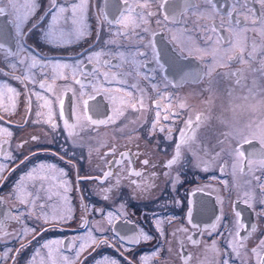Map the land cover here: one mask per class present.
Masks as SVG:
<instances>
[{
  "label": "snow or ice",
  "instance_id": "1",
  "mask_svg": "<svg viewBox=\"0 0 264 264\" xmlns=\"http://www.w3.org/2000/svg\"><path fill=\"white\" fill-rule=\"evenodd\" d=\"M48 2L49 7L44 9L40 0H0V64L3 65L0 67V112L4 113V115H0V124L4 121L5 115L13 114L10 111L16 107L13 101L21 94L8 80L3 79L4 77L24 85L26 111L29 113L32 111L33 96L38 101H44V105H38V107L48 105L54 107L58 103V116L63 119L64 130L73 140L76 139L75 128L83 127V124L70 123L69 119L64 118V99L59 96H56L55 99L46 98L41 92L35 90L36 85L45 92H54L53 86L48 83L49 80H70L68 90L74 97L77 96V93L79 94L77 98L80 101L81 111L85 114L91 112L96 116H105L104 119H94L92 115H85L84 124H115L118 119L125 116L127 110L142 112L154 106V119L150 125L149 135H155L158 130L161 133L169 134L165 137L166 139H172L171 133L173 132V127L169 126L167 122L172 121L175 124L181 115L180 112L171 110L172 96L167 92V89L174 84V81L169 78L170 76H179V83L190 79L206 78L209 83L207 91L212 92V85L215 81L214 74L222 75L232 80L235 87L247 88L248 94L241 99L244 101H248L250 98L256 99V89L248 87L245 83V71L264 73V59L260 60L261 66L258 69L236 68L219 74L216 73V70L217 68H229L232 64L247 65L256 59L258 51L264 57V44H261L258 49L257 42L253 40L249 50L246 35L249 31L255 32L259 28L258 34L264 37V0H255V3L260 5L259 15H257L256 9L248 6V0H232L223 11L217 0H102V3L97 0H73L70 4L60 3L59 0H48ZM93 8L98 27L103 28L106 25L109 30L110 39L104 42L105 46L116 44L115 37H119L135 41L132 50L120 51V46H118L117 50L112 52L102 48L100 51L88 53L85 59L77 60L74 63L57 61L51 63L52 73L49 75L44 71L49 66V62L42 59L28 45L29 35L36 31L42 43L56 48L79 43L91 35L88 18L92 14ZM193 16L196 17L195 20H192ZM48 17L50 19H47ZM217 17L220 18L219 25L214 22ZM153 18H156L157 25L162 23L171 25L168 29L167 43L164 46L159 45L156 39L157 33L149 27ZM201 20H212L213 23L202 24ZM190 23L192 24L191 28L188 27ZM194 32H198L204 37L200 43L193 40ZM218 32L222 34L217 35ZM97 36H99V32ZM168 45L171 47L169 48ZM102 56H112L113 59L118 60V63L113 65L112 60L104 59L100 64L99 58ZM205 57H210V63H204L203 67L200 65L191 67L190 64L183 63V61L192 59L203 62ZM94 59L98 66L94 65L91 70H86L87 65L92 64ZM38 66L42 73L39 80L33 71ZM113 67L117 71H112ZM101 68L105 70L101 71ZM122 68L125 70L120 71L119 69ZM157 78H159V84L154 82ZM144 82H147V85L142 87ZM252 83L255 85L256 82ZM160 84L164 85L163 90L160 88ZM30 85L32 87H29ZM153 92L156 94L155 98L151 95ZM97 95L102 96L112 105L111 115H105L106 105L102 101L96 100ZM229 95H231V91ZM260 95H264V92ZM85 96L87 99H84ZM6 100L8 103H5ZM89 101H95V103L90 104ZM149 101L150 103H148ZM257 103L264 105V99L258 100ZM179 108L186 109L187 105L181 102ZM35 115L37 119L32 123L47 124L52 132L60 127L59 123L53 119L54 114L51 108L47 119H40L42 116L40 111H36ZM206 119L200 113L196 114L194 119L189 115L182 121L184 127L177 129L178 139L174 141L173 152L164 164V168L167 170L164 175L170 178L169 182L173 191H178L177 185L183 183L181 169L188 161L189 154L192 156L190 162L194 163V166L199 167L204 164L203 160L195 163L201 152H204L203 147H197L196 129ZM79 120L80 117L77 116V121ZM0 133L8 138L13 135L8 128L2 126H0ZM221 136L223 139L217 141L220 151L214 153L215 157L228 155L232 160L233 177L237 172L241 176L248 177L243 183L234 179L233 187L237 190V199L253 210L258 203L262 207L257 214L264 216V120L253 121L243 130L222 132ZM31 141L39 145L40 137L33 135ZM8 142V140L0 142V156H4L7 160H15L16 157L11 152L5 151V145ZM27 143L28 141H24L16 147L22 149ZM244 145L250 146L247 153L244 150ZM106 147L107 151L101 155V160H104L106 164L120 163L106 159L108 155L115 157L116 145L112 144ZM41 152H48V149L38 147L37 151L24 156L19 162L20 165L30 162L32 157ZM53 154L57 155L58 153ZM204 154L207 155L206 152ZM127 155L128 153L125 152L120 153L121 159ZM60 158L63 159V156ZM131 163L128 161L129 165ZM141 163L149 165L150 161L144 159ZM4 170L5 165L0 163V180L6 179L3 177ZM203 170L208 171V168L204 167ZM173 171L175 176L172 175ZM220 171H224L223 165H220ZM57 173L59 175L56 176V179L60 181L64 193H57V195L67 203L66 193L70 190L66 179L67 174L53 163L41 162L34 165L12 185L8 198L14 199L24 211L4 213V220H0V239L13 236L20 243V247L15 249L11 256L9 253H12L13 250L7 249L0 259L10 258L13 264H17V257L27 247L23 243L27 235L32 234L35 239V235L38 234L36 226L29 228L27 225H24L18 232H8L6 231V222L16 221L19 223L28 218H34L37 225L44 231L48 230L43 227L44 225L58 226L67 223L69 218L67 215H62L58 211L52 213L47 211L51 207L48 202L52 200V195L49 193L46 183ZM128 175L140 177L142 173L130 170ZM152 175L154 176L155 173ZM109 177H115L114 182L103 186ZM77 179L100 181L101 186L95 194L105 201L112 199L113 192L118 191L121 184L120 173L111 171H104L102 176L96 177L78 175ZM131 184L137 188L140 187L135 179L131 180ZM223 184L228 187V181H224ZM200 190L197 189V191ZM6 202V198L0 196V204ZM173 202L180 204V200L174 199ZM217 202L221 206L223 205L222 198L218 197ZM192 204L193 201L188 200L186 205V219L191 228L199 232L201 236L211 237L214 233L222 235L220 229L227 227L223 224L225 219L223 208L221 207L220 214L215 216L214 222L204 225L201 230V225L194 222ZM82 207L87 211L88 205L82 204ZM124 207L123 204L120 205L121 209ZM69 211L71 210L69 209ZM92 211L101 213L108 227H101L98 222L95 226H89L85 234L74 237L67 243L64 240L46 241L35 250L27 264H35L36 258L40 256L42 250H47L46 259L50 261V264H57V260L53 258L54 252L60 256V264H83L79 258L84 252L88 249L95 252L105 246L116 248L123 258L124 264H148L150 259L153 264H161V253L164 251L171 253V248L164 249L158 244L148 255L125 256V252H132L134 246L143 242H149L156 238L166 239V233L162 226L164 220L155 218L153 230L157 233V237L139 225L133 229L125 228L122 234L116 232L114 223L120 219L119 215L113 212H108L105 215L102 208H93ZM241 215L240 211H234L233 229L227 233L229 239L226 252L221 253L217 247V241L212 240L210 247L220 255V259L216 260L215 264H230L232 256L237 259H240L241 256L247 257L241 261V264H264V238L259 239L255 246L249 249L247 242L256 233L257 226L253 224L250 232L241 236V231L245 229L244 223L240 220ZM173 220L174 217L166 218L169 225ZM130 223H132L130 220L125 221L126 225ZM109 231L117 238L118 244L111 243L112 237L105 235ZM180 231L188 233L189 229L184 227ZM172 235L175 236L176 233L173 232ZM187 239L193 246L200 243L191 235H188ZM208 247L209 245L205 244V249ZM62 248L68 249L74 255H63ZM225 255L229 258H223ZM176 259L180 261V264H190L192 257L191 254L181 252L176 256ZM167 260L168 257H164L163 264H167ZM42 264H44L43 261ZM94 264H121V260L115 257L101 256L95 260Z\"/></svg>",
  "mask_w": 264,
  "mask_h": 264
},
{
  "label": "flooded vegetation",
  "instance_id": "2",
  "mask_svg": "<svg viewBox=\"0 0 264 264\" xmlns=\"http://www.w3.org/2000/svg\"><path fill=\"white\" fill-rule=\"evenodd\" d=\"M59 2L70 4L73 0H59ZM97 2L102 3V0H97ZM217 2L223 11L232 0H217ZM40 3L44 9L49 7L48 0H40ZM248 6L256 9L257 15H259L260 5L255 3V0H248ZM94 13L95 9L93 8L92 14L88 18V23L91 26V35L79 43L56 48L42 43L36 31L29 35L28 45L42 59L49 62V66L44 70L49 75L52 73L51 63L57 61L74 63L77 60L85 59L88 53L100 51L102 48L105 51L112 52H115L118 46H120V51L128 52L132 50L135 41L119 37H115L116 44L106 47L104 42L110 39L108 27L106 25L103 28L98 27ZM47 19H50V17ZM195 19L196 17L193 16L192 20ZM214 22L219 25L220 18L217 17ZM200 23L210 25L213 21L201 20ZM149 27L157 33L156 39L159 45L164 46L167 43L168 29L171 25L163 23L157 25L156 18H153ZM188 27L191 28L192 24L190 23ZM98 32L99 36H97ZM258 33L259 28L255 32L249 31L246 34L249 50L253 40L257 42L258 49L261 44H264V37H261ZM220 34L222 33H217V35ZM203 39L204 37L198 32L193 33V40L196 43H200ZM168 47L170 48L171 45H168ZM104 59L112 60L113 65L118 63V60L113 59L112 56L100 57L99 63L102 64ZM261 59H264V57L258 51L256 59L250 61L249 64H232L229 68H217L216 73H224L236 68L258 69L261 66ZM183 63L190 64L191 67H196L197 65L203 67L204 63H210V57H205L203 62L192 59L183 61ZM94 65H97L95 59L92 64L87 65L86 70H91ZM0 67H3V65L0 64ZM104 70V68H101V71ZM119 70L124 71L125 69ZM33 71L36 73L37 80L41 79L42 73L39 66ZM112 71H117V69L113 67ZM214 76L215 81L212 85V92L207 91L209 83L206 78L201 80L190 79L179 83V76L169 77L174 81V84L167 89V92L172 96L171 110L181 113L175 124L172 121L167 122L169 126L173 127L172 139H166L165 137L169 134L166 132L161 133L158 130L155 135H149L150 125L154 119V106L142 112L127 110L125 116L118 119L115 124H84L85 115H92L94 119H104L105 116H96L91 112L85 114L81 111L79 107L80 101L77 98L79 94L77 93V96L74 97L72 92L68 90L70 80H49L48 83L53 86L54 92H45L36 85L35 90L41 92L46 98L55 99L56 96H59L64 99V118L69 119L70 123L83 124V127L78 126L75 128V140L68 137L67 131L64 130L63 119L58 116V103L54 107L51 105L38 107V105H44V101H38L33 96L32 111L29 113L26 111L24 85L4 77L3 79L8 80L21 94L13 101L16 105L14 109H10L13 114L11 116L5 115L4 121L0 124V126L8 128L13 133L11 138L0 133V142L8 140V144L5 145V151L11 152L16 157L15 160H7L4 156H0V163L5 165L3 177L6 178L0 180V196H4L7 201L0 204V220H4V213L6 212L18 213L24 211L14 199L8 198V193L18 178L34 165H38L41 162L57 165L58 168L63 169L67 174L66 179L70 186V190L66 193L68 201L65 203L57 195V193L64 194L60 181L56 179L59 174L57 173L46 183V187L52 195V200L48 202L51 207L47 211L49 213L58 211L62 215H67L69 218L66 224L58 226L44 225L43 227L48 229L44 231L37 225L34 218H28L19 223L16 221L6 222V231L8 232H18L24 225L29 228L36 226L38 229L35 239H33L32 234H28L23 241L27 247L17 257V264H27L35 250L40 248L46 241L64 240L67 243L72 238L85 234L89 226H95L98 222L101 227H108L101 213L93 212V208H102L105 215L108 212L119 215L120 219L114 223L116 232L122 234L125 228L133 229L136 225H139L149 231L154 237H157V233L153 230L155 218L158 217L164 220L165 222L162 226L166 233V239L156 238L149 242H143L138 246H134L132 252H125V256L131 257L135 255L139 257L140 255L150 254L158 244L164 249L171 248V253L167 251L161 253V264H163L164 257H168L167 264H180L176 256L181 252L191 254L190 264H215V261L220 259V255L210 247L211 242L212 240L217 241V247L221 253L227 251V241L229 239L227 233L233 229L234 211L242 213L240 220L244 223L245 229L241 231V236L247 235L253 224L257 226L256 233L247 242L249 249L255 246L259 239L264 238V216L257 214L262 206L257 203L255 210L249 208L237 199V190L233 187L234 179L243 183L248 177L241 176L238 172L233 177L230 157L226 154L222 155V157H215L214 155L215 152L220 151L217 141L218 139H223L221 136L222 132L243 130L253 121L264 120V105L257 103L258 100L264 99V95H260V93L264 92V73L245 71V83L248 87H254L257 92L256 99L250 98L248 101L241 99V97L248 94L247 88L235 87L232 80L222 75L214 74ZM253 81L256 82L255 85H253ZM154 82L159 84V78ZM146 85L147 82H144L141 86L144 87ZM29 87L32 86L30 85ZM76 87L78 88L79 86L77 85ZM160 88L163 90L164 85L160 84ZM230 91L231 95H229ZM151 95L155 98L156 94L153 92ZM84 99H87V96ZM96 100L102 101L106 105L105 115H111L112 105L100 95H97ZM181 102L187 105L186 109L179 108ZM5 103H8V101L6 100ZM89 103L93 104L95 101H89ZM50 108L54 114L53 119L60 125L55 132H52L47 124L32 123L33 120L37 119L36 111L42 113L40 119H47ZM198 113L203 114L207 119L196 129V136L198 137L197 147H203L204 152H201L195 163L203 160L204 164L199 167L194 166V163L190 162L192 161V156L189 154L188 161L184 163L181 169V180L183 183L182 185H177L178 191H173L169 182L170 178L164 175L165 171H167L164 168V164L173 152L174 141L178 139L177 129L184 127L182 121L189 115L194 119ZM0 115H4V113L0 112ZM77 116L80 117L79 121H77ZM33 135L40 137L39 145L31 141ZM24 141H28V143L22 149H17L16 146ZM112 144L116 145V155L115 157L108 155L106 159L108 161H119L120 163L106 164L100 157L107 151L106 146ZM38 147L46 148L48 152H41L39 155L32 157L30 162L20 165V160L24 156L29 155L30 152L37 151ZM225 147L227 148V145ZM244 150L247 153L250 150V146L244 145ZM121 152L128 153V155L121 159ZM205 152L207 155L204 154ZM53 153L58 154L54 155ZM61 156H63V159L60 158ZM144 159L150 161L149 165L141 163ZM128 161L132 162L131 165L128 164ZM220 165L224 166L223 172L220 171ZM204 167H207L208 171H204ZM130 170L141 172L142 175L140 177L129 176L128 172ZM104 171L120 173L121 177L119 190L114 191L112 199L108 201L95 194L99 186H101L100 181L77 179L78 175L81 177L89 175L93 177L102 176ZM153 173H155L154 176L152 175ZM172 175L175 176L174 171ZM114 179L115 177H109L103 186L114 182ZM132 179L138 181L139 188L131 184ZM224 181H228V187L224 186ZM198 188L201 190L197 191ZM81 197H83V200H81ZM218 197L223 200L222 206L217 202ZM174 199L180 200V204L174 203ZM188 200L193 201L194 222L201 225V230H203L204 225L214 222L215 216L219 215L221 207L223 208L225 214L223 224L227 227L220 229L222 235L214 233L211 237L207 235L201 236L199 232L191 228L186 219ZM82 204L88 205L87 211L82 207ZM121 204L125 206L123 209L120 208ZM167 217H174L170 225L166 222ZM126 220H130L132 223L126 225ZM184 227L189 229L188 233L180 231ZM173 232L176 233L175 236L172 235ZM105 235L112 237L111 243L118 244L117 238L111 231L105 233ZM188 235H191L200 243L193 246L187 239ZM205 244L209 245L207 249H205ZM181 245H183V248H181ZM19 247L20 243L13 236L0 239V256H3L7 249H12L13 252L9 253V256H11L14 254V250ZM46 253L47 250H42L40 256L36 258L35 264H42V261L44 264H50V261L46 259ZM61 253L68 256L74 255L66 248H62ZM101 256L115 257L121 260V264H124V260L117 249L107 246L95 252L92 249H88L79 259L83 264H94L95 260ZM53 258L57 260V264H60V256L55 252ZM223 258L228 259L229 257L225 255ZM245 259L247 257L241 256L240 259H237L232 256L230 264H241V261ZM0 264H13V261L10 258L6 260L0 259ZM148 264H153V261L150 259Z\"/></svg>",
  "mask_w": 264,
  "mask_h": 264
}]
</instances>
